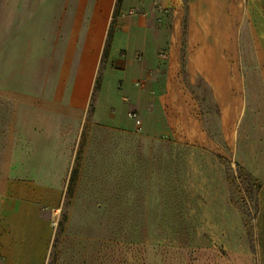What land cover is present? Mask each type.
Segmentation results:
<instances>
[{
	"label": "crops",
	"instance_id": "0c3cea01",
	"mask_svg": "<svg viewBox=\"0 0 264 264\" xmlns=\"http://www.w3.org/2000/svg\"><path fill=\"white\" fill-rule=\"evenodd\" d=\"M216 2L3 0L0 47H13L15 65L33 63L41 67V74L34 92L6 68L0 76V264H46L52 237L43 211L59 206L62 179L68 175L103 59L91 110L93 124L142 128L151 139L172 129V113L190 112L184 70L191 81L203 80L216 94L225 91L232 99L235 82L241 80L242 135L234 159L259 183L256 251L245 262L264 264V0L252 1L241 14L225 8L229 19L243 18L242 72L234 56L238 45L228 44L233 56L224 58L219 43L205 41V18L213 15ZM219 56L225 60L221 69ZM54 65L77 68L72 73L48 74V67ZM82 67H88L85 81ZM107 76L113 77L109 96ZM54 80L62 81L61 89L55 88ZM252 97L259 98L258 106L252 104ZM233 111V104H228L227 113ZM130 112L140 116L139 126ZM196 126L190 117L177 141L202 143L201 132L193 137L189 131Z\"/></svg>",
	"mask_w": 264,
	"mask_h": 264
},
{
	"label": "rangeland",
	"instance_id": "374dc122",
	"mask_svg": "<svg viewBox=\"0 0 264 264\" xmlns=\"http://www.w3.org/2000/svg\"><path fill=\"white\" fill-rule=\"evenodd\" d=\"M226 1L227 5L217 0L213 15L205 18L204 37L206 42L219 43L218 52L224 58L233 56L228 44L238 45L234 56L242 72L243 18L229 19L225 8L241 14L257 0ZM2 9L0 0V20ZM11 49L0 47V76L6 68V73L21 76V85L34 92L41 67L15 65ZM221 56L218 69L225 63ZM103 63L84 126L75 139L68 175L62 179L59 206L43 211L52 237L46 264H246L245 257L255 256L256 251V179L246 182L248 172L234 159L242 135L241 80L235 82L232 99L225 91L216 94L203 80L191 81L184 70L190 112L172 113V129L151 139L142 128L120 130L93 124L90 107L96 101ZM76 68L54 65L47 72L60 75ZM87 70L82 67L83 81ZM55 80V88L61 89L62 81ZM112 82L113 77L107 76L108 96L113 95ZM105 100L102 112L109 97ZM258 100L251 98L255 106ZM228 104H233V112L227 113ZM190 117L197 126L189 131L193 137L201 132L202 143L177 141ZM72 171L76 176L70 183Z\"/></svg>",
	"mask_w": 264,
	"mask_h": 264
},
{
	"label": "trees",
	"instance_id": "16d2710c",
	"mask_svg": "<svg viewBox=\"0 0 264 264\" xmlns=\"http://www.w3.org/2000/svg\"><path fill=\"white\" fill-rule=\"evenodd\" d=\"M120 0H118V2H119ZM183 2H184V4H186L187 3V0H183ZM185 25H184V31H183V34H184V36H185ZM92 110V107H90V111ZM236 167H237V169H239V165L238 164H236ZM75 176H76V171H72V173H71V176H70V178H69V181H70V183H71V181H73L74 180V178H75ZM251 179H253L252 178V176L249 174V173H246V175H245V180H246V182H248V183H250V181H251ZM254 185V189H255V191L258 189V187H259V183L257 182V181H254V183H253ZM255 211H256V213H257V203H255ZM246 227H247V224L245 225ZM251 233V230L250 229H248V235Z\"/></svg>",
	"mask_w": 264,
	"mask_h": 264
},
{
	"label": "built area",
	"instance_id": "2783aa9c",
	"mask_svg": "<svg viewBox=\"0 0 264 264\" xmlns=\"http://www.w3.org/2000/svg\"><path fill=\"white\" fill-rule=\"evenodd\" d=\"M128 116L134 120V122H135L136 125H138V126L140 125L141 120H140V117L138 116L137 113H135V112H130V113L128 114Z\"/></svg>",
	"mask_w": 264,
	"mask_h": 264
}]
</instances>
